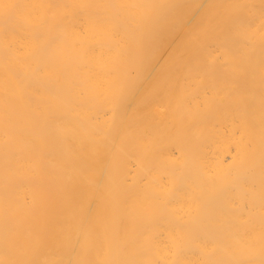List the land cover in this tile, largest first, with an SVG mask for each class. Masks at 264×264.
<instances>
[{
    "label": "bare ground",
    "instance_id": "1",
    "mask_svg": "<svg viewBox=\"0 0 264 264\" xmlns=\"http://www.w3.org/2000/svg\"><path fill=\"white\" fill-rule=\"evenodd\" d=\"M0 264H264V0H0Z\"/></svg>",
    "mask_w": 264,
    "mask_h": 264
}]
</instances>
